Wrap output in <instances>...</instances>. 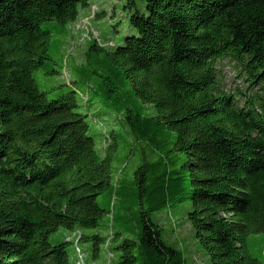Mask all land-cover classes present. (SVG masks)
I'll use <instances>...</instances> for the list:
<instances>
[{
    "label": "trees",
    "instance_id": "trees-1",
    "mask_svg": "<svg viewBox=\"0 0 264 264\" xmlns=\"http://www.w3.org/2000/svg\"><path fill=\"white\" fill-rule=\"evenodd\" d=\"M123 1L135 33L113 49L91 38L76 69L143 144L139 235L85 233L106 212L97 199L112 187L117 134L101 153L78 80L49 99L35 78L61 74L52 67L55 32L65 38L89 0H0V264H70L74 242H50L60 228L94 241L95 258L119 236L117 264H185L151 219L183 202L212 264H263L248 238L264 234V0ZM224 59L249 93L226 91Z\"/></svg>",
    "mask_w": 264,
    "mask_h": 264
},
{
    "label": "rangeland",
    "instance_id": "rangeland-1",
    "mask_svg": "<svg viewBox=\"0 0 264 264\" xmlns=\"http://www.w3.org/2000/svg\"><path fill=\"white\" fill-rule=\"evenodd\" d=\"M123 6V0H89L88 7L80 6L77 20L65 26V29L69 31L68 35L64 38L65 33L55 32L52 41V67L61 74L50 76L41 71H35L37 83L49 99L58 98L62 93L71 91L73 86L70 82L78 80L74 86L83 93H80L85 99L83 111L88 114L90 133L97 135V145L101 153L106 152L103 146L104 138L113 132L117 134L118 148L114 152L112 162V187L97 199L106 212L97 228L85 231L86 234H99L107 239H112L118 233L120 237L131 239H136L139 235L141 204L136 196L134 181L135 171L144 162L143 144L136 142L129 126L125 123L123 112L110 109L94 93L92 88L96 85L95 80L87 76L81 78V75L77 73L76 65L84 62L91 38H95L102 45L111 46L114 43V47H117L123 43L126 36L135 33ZM98 13L104 17L97 18ZM62 39L64 44L61 43ZM110 46L109 49L114 48ZM218 66L226 91L250 92L249 81L238 73L233 63L224 59ZM127 87L129 88L130 85L128 84ZM88 96L89 100H86ZM131 100L132 98L130 103ZM148 159L154 160L151 155ZM149 206L148 203L143 205L146 209ZM191 207L188 202L177 205L168 204L161 210L152 211L151 219L162 228L164 240L182 252L185 264H212L210 257L195 238L194 229L187 219ZM73 235V231L60 228L51 235L50 242L56 245L74 238ZM120 241L121 238L118 236L117 241L111 240L109 244H100L97 251L99 258H95L94 241L80 242L79 245L86 255V264H117L120 252L114 248ZM248 245L251 254L262 260L264 264V234L249 236ZM68 253L70 264H77L74 243L68 246Z\"/></svg>",
    "mask_w": 264,
    "mask_h": 264
},
{
    "label": "built area",
    "instance_id": "built-area-1",
    "mask_svg": "<svg viewBox=\"0 0 264 264\" xmlns=\"http://www.w3.org/2000/svg\"><path fill=\"white\" fill-rule=\"evenodd\" d=\"M76 251L78 254L77 264H86L85 262V254L82 249L78 246V236L76 235Z\"/></svg>",
    "mask_w": 264,
    "mask_h": 264
}]
</instances>
